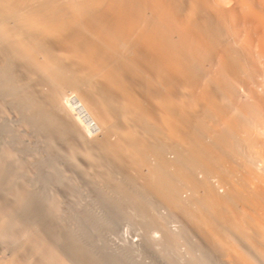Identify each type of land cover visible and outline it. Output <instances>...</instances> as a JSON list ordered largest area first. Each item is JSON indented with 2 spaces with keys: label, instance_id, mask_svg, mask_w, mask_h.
Here are the masks:
<instances>
[{
  "label": "bare ground",
  "instance_id": "6f19581e",
  "mask_svg": "<svg viewBox=\"0 0 264 264\" xmlns=\"http://www.w3.org/2000/svg\"><path fill=\"white\" fill-rule=\"evenodd\" d=\"M0 213V264H264V0H0Z\"/></svg>",
  "mask_w": 264,
  "mask_h": 264
},
{
  "label": "rangeland",
  "instance_id": "374dc122",
  "mask_svg": "<svg viewBox=\"0 0 264 264\" xmlns=\"http://www.w3.org/2000/svg\"><path fill=\"white\" fill-rule=\"evenodd\" d=\"M165 206H159V209L157 210L158 212H160V213H163V214H166V213H168L169 214V212H168V210L166 209V208H164ZM60 211H61V213H63V214H66L67 216L69 215V211L67 210H64V209H60ZM131 211V210H130ZM129 211V212H130ZM140 211H143V210H141L140 209ZM151 212H152V210H150ZM149 211V212H150ZM156 210L155 211H153L155 214H157L158 215V212H157ZM127 212H128V210H127ZM125 212L124 211V214L123 215H120V214H117L118 216H116V215H114V218H115V220L117 221V224L119 225V226H117V229H116V231H114L111 235H109L108 237H111V238H113V241L115 242V244H117V245H120V246H124V244H125V247L126 246H131L132 244V246L134 247V245H135V248L138 246L139 247V245H140V240H142L143 239V237L145 236V237H147L146 239H149V241L152 239V237H154V236H157V237H160L161 235H162V230H161V223L158 221V219L157 218H154V213H152V215H150L151 214V212L149 213L148 212V216H150L151 218H153V219H151L150 217H148V219H151V220H147V218L146 219H144L143 217L141 218V217H138V216H136L135 214H130V213H132V212ZM144 212V211H143ZM157 212V213H156ZM133 213H135V210L133 211ZM147 213V212H146ZM159 213V214H160ZM3 213H0V215H2ZM130 215V216H129ZM157 215H155V216H157ZM134 216H136L135 218H133ZM6 217H7V219H6ZM16 217H17V215H16ZM137 218V219H136ZM8 219L10 220V222H8ZM18 220H16V218H15V215H6L5 216V220H7V222H4V225L3 224H0V225H2L3 227H4V229L6 228L7 229V225L10 227L9 228V230H12L13 231V234H12V232L10 233L9 232V230L7 229H5L3 232H2V235H1V233H0V236H2V238L0 237V263H2V262H4L7 258H9V257H11V256H13V255H15L16 254V256L17 255H22L23 256V254H17L18 252H20L23 248H24V246H25V242H23L22 240H23V238H21V237H24V236H26L27 237V234L29 235V232L30 231H32V230H29V229H25L24 230V227L23 226H21L20 225V231L18 232L17 230H15V233H14V229H16V228H18L19 226L18 225H16V223H18V221H19V218H17ZM144 219V220H143ZM146 220V221H145ZM148 221V222H147ZM22 223V222H21ZM181 223L182 222H180V221H178L177 219L176 220H172L171 222H170V224H171V226L172 227H174V228H178L180 225H181ZM22 225H24V221H23V224ZM26 225V224H25ZM24 225V226H25ZM18 226V227H17ZM29 226V225H28ZM12 227V228H11ZM22 227V228H21ZM14 228V229H13ZM26 228H27V225H26ZM28 228H30V226L28 227ZM31 229V228H30ZM24 230V231H23ZM29 230V231H28ZM192 230V229H191ZM17 232V233H16ZM25 232V234H22V233H24ZM118 232V233H117ZM8 235V237L9 238H11V240L13 239V241H11V240H9L8 241V237H7V235ZM3 234H5V236L7 237H5V236H3ZM10 234V235H9ZM14 234H17V236H16V238H15V235ZM196 233H194L193 234V231H192V236L196 239V240H201L200 242H202V241H204L205 243H206V241L208 240V241H210V238H206V239H204V238H199L198 237V235L196 236L195 235ZM19 235V236H18ZM20 235H22V236H20ZM24 235V236H23ZM15 238V239H14ZM18 238V239H17ZM96 238H103V235L102 234H100V233H98L97 234V237ZM198 238V239H197ZM123 239V240H122ZM130 239V240H129ZM194 239V240H195ZM17 240V241H16ZM21 240V241H20ZM24 240L26 241V243H27V239H25V237H24ZM117 240H118V242H117ZM125 240V241H124ZM20 241V242H19ZM120 241H121V243H122V245H121V243H120ZM123 241V242H122ZM9 242H11V243H9ZM13 242V243H12ZM16 242H17V245H15L16 244ZM131 242V243H130ZM133 242V243H132ZM136 242V243H135ZM138 242V243H137ZM15 243V244H14ZM23 243H24V246H23ZM55 243H58L56 240H55ZM135 243V244H134ZM138 244V245H137ZM204 244V243H203ZM13 247H12V246ZM21 245V246H20ZM8 247H9V249H8ZM23 247V248H22ZM26 248V247H25ZM24 248V249H25ZM184 248V247H183ZM137 249V248H136ZM23 251L24 250H22L21 251V253H23ZM31 252V251H30ZM30 252H29V254H30ZM178 252V250H175L174 251V253H175V255L176 256H179V252ZM223 252H220V250H217V253H216V250H215V256H216V258H217V256H219L218 258H217V260H219L220 259V261L221 260H223V261H221V262H225L224 260H226L227 258H225L224 256V253L222 254ZM10 254V255H9ZM7 255V256H6ZM9 256V257H8ZM215 258V259H216ZM28 259H29V261L32 259H34V255H33V253H32V255L30 254V258L28 257ZM32 260H31V262H32ZM219 261V262H220ZM33 263V262H32Z\"/></svg>",
  "mask_w": 264,
  "mask_h": 264
}]
</instances>
